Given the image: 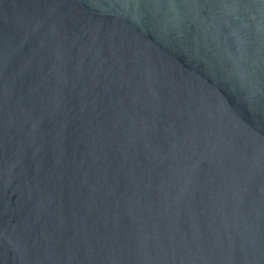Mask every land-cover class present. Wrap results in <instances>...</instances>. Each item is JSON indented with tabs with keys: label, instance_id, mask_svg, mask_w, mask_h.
Wrapping results in <instances>:
<instances>
[{
	"label": "water",
	"instance_id": "1",
	"mask_svg": "<svg viewBox=\"0 0 264 264\" xmlns=\"http://www.w3.org/2000/svg\"><path fill=\"white\" fill-rule=\"evenodd\" d=\"M0 264H264V0H0Z\"/></svg>",
	"mask_w": 264,
	"mask_h": 264
}]
</instances>
